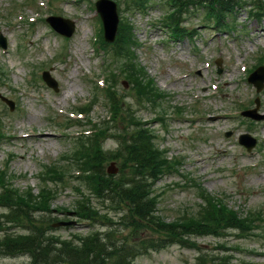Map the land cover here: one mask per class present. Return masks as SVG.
I'll return each mask as SVG.
<instances>
[{"label": "rangeland", "instance_id": "obj_1", "mask_svg": "<svg viewBox=\"0 0 264 264\" xmlns=\"http://www.w3.org/2000/svg\"><path fill=\"white\" fill-rule=\"evenodd\" d=\"M26 1L0 0V33L6 38V48L0 46V69L4 71L0 73V94L14 101V109L10 110L0 97V121L4 133L0 140V164L8 161V170L20 176L14 182L17 187L31 186L37 193L41 164L55 162L75 150V137L87 121L83 119L75 126L59 125L69 116L63 113L64 109L74 110L76 105L93 98V84L89 81L102 76L107 69L103 61H110L112 57L101 53V49L98 51L93 42L99 27L96 0H37V4L34 0L29 4ZM153 3L146 12H134L131 20L140 42L136 50L139 62L154 79V87L165 93L158 105L166 107L167 113L163 116L166 127L156 121L158 113L162 112L154 109L158 106L142 108L138 105L129 90L130 84L124 86L122 75H117L116 90L123 94L124 106L132 104L133 109L139 110L138 117L156 132L158 146L167 148L168 156L182 157L186 163L179 174L167 173L157 182L155 190L161 192L158 215L171 222L188 213H196L201 198L195 187L186 186L190 184V177L198 179L208 192L225 195L230 206L241 212L262 206L264 209V120L252 122L237 111L233 112L241 101L250 106L256 96L261 98L259 111L264 112V88L257 93L245 79L248 69L257 68L258 57L264 54V14L254 18L249 11L241 10L232 21L234 31H231L222 30L220 25L204 24L205 14L194 9L183 17V26L187 29L185 35L170 37L169 30L160 25L165 9L160 0ZM50 12L76 22L71 37L53 31L45 20ZM30 18H36L33 24L29 23ZM59 54L63 56L59 57ZM219 57L223 58L220 73L215 62ZM41 68L49 70L58 80V91L47 86L41 76L34 82L29 81L31 74ZM185 74L187 77L183 78ZM238 79L241 81L236 82ZM71 84L77 86L74 93L69 92ZM212 84L214 87L210 88ZM102 95L94 96L99 97L90 112L94 121L107 119L110 114ZM178 105L184 106V111L175 115ZM225 111L231 117L218 121L221 117L217 114ZM212 123L217 126L213 127ZM111 125L116 127L112 122ZM120 125L123 124L117 126L122 127ZM14 130L34 134L14 139L8 137ZM245 132L257 139L251 155L239 143V136ZM41 133L47 140L41 138ZM223 141L228 143L223 144ZM116 147L117 142L113 139L105 143V148ZM81 169L85 170V167ZM66 178L65 187L61 183L53 184L56 191L52 198L53 215L74 223L56 227V234L69 237L75 232L86 234L92 228L105 232L108 226L104 218H99L92 226L89 220H80L72 214L81 188L86 192L88 189L79 185L80 188L75 190L73 181ZM92 200L102 204L95 197ZM107 204L105 202V206ZM62 207L67 208L66 211ZM123 208L124 205L119 206L121 213L110 212L116 220L115 227H124L120 217L128 212ZM5 210L0 207V213ZM259 223L262 227L251 234L230 230L220 238L204 236L195 241L209 261L213 256L218 263L264 264V221ZM116 235L122 239L131 237V230L123 229ZM142 236H150V233L143 231ZM134 243L139 244V239L135 238ZM199 250L173 244L161 250H149L137 258L136 264L195 262ZM27 261L23 255L0 258V264H25Z\"/></svg>", "mask_w": 264, "mask_h": 264}, {"label": "trees", "instance_id": "obj_2", "mask_svg": "<svg viewBox=\"0 0 264 264\" xmlns=\"http://www.w3.org/2000/svg\"><path fill=\"white\" fill-rule=\"evenodd\" d=\"M150 0H129L135 8L145 7ZM256 14L261 13L263 3L257 0ZM174 7V16L188 11L191 7L205 8L209 16L215 19L217 24L224 22L228 14L246 6L245 0H169ZM173 16V19L175 18ZM128 22H125V26ZM134 34L127 25L122 28L112 49L118 58L125 61L122 71L134 84L139 97H150L155 94L153 85L141 70L137 57L132 51ZM123 61V62H124ZM129 67V68H128ZM109 97L114 101L115 107L120 103L109 91ZM120 122L123 115H119ZM124 121L131 127L132 134L121 145L118 154H106L99 145L101 134L88 137V145H84L85 152L81 163L86 165L85 172L77 176V180L86 183L93 196L100 199L107 211L102 213L88 197L75 204L76 214L82 219L95 220L99 217L106 219L105 225L109 228L105 232L91 230L85 236L74 233L71 238H63L52 232L53 209L50 201L53 190L44 186L40 193L31 195L21 193L12 184H4L5 178H0V183L7 185L0 193V203L9 207L10 213L6 221H0V229L4 234L0 235V257H15L27 255L30 258L28 264H135L136 257L141 254V246L133 245L127 238L120 239L116 234L122 228L115 227L117 223L109 216V211H119V206L125 205L127 214L120 221L127 228L138 232L142 229H150L159 240L184 241L193 235H218L221 229L229 227L245 230L254 221L241 218L236 212L230 210L222 203H214L202 213L178 218L174 222L166 223L161 217L155 215L157 198L151 195V178H156L162 169L155 165V159L159 158L151 144V138L146 131L140 129L135 122L134 113H130ZM83 146V145H82ZM123 149V151H122ZM121 158V175L119 177L108 176L104 170V163L109 158ZM124 168H129L124 172ZM90 170V174L89 171ZM159 169V170H158ZM55 174L53 169H47L44 174ZM45 180V179H44ZM62 179L60 178L59 181ZM51 193V194H50ZM125 208V207H124ZM36 212H39L38 214ZM121 212V211H119ZM23 229V232H11L10 226ZM119 225V224H118ZM253 226V225H251ZM250 226V227H251ZM153 243V240H148ZM179 241V242H180ZM182 243V242H181ZM212 261V262H211ZM206 256H200L196 264H216Z\"/></svg>", "mask_w": 264, "mask_h": 264}, {"label": "water", "instance_id": "obj_3", "mask_svg": "<svg viewBox=\"0 0 264 264\" xmlns=\"http://www.w3.org/2000/svg\"><path fill=\"white\" fill-rule=\"evenodd\" d=\"M97 6L99 11L101 12L102 19L105 27V38L108 41H113L116 36L117 28H118V15H117V6L114 2L110 0H100L97 2ZM59 20L65 22L67 24V28L62 26L59 23ZM52 24L58 29L60 32L71 35L74 30V24L68 20H62L60 18H52ZM46 78L49 83L57 87V83L49 77V74H46ZM251 82H253L257 88L260 90L264 85V66L258 68L249 78ZM254 111L248 112V114L252 115Z\"/></svg>", "mask_w": 264, "mask_h": 264}, {"label": "bare ground", "instance_id": "obj_4", "mask_svg": "<svg viewBox=\"0 0 264 264\" xmlns=\"http://www.w3.org/2000/svg\"><path fill=\"white\" fill-rule=\"evenodd\" d=\"M226 82H227V83H230L229 80H226ZM76 91H77V86H75L74 84H73V85L71 84L69 92H70V93H71V92L74 93V92H76ZM64 96L66 97L67 94H65ZM222 120H224L223 117H221V118L218 119V121H222ZM212 124H213L212 126L215 127L216 124H215V123H212ZM216 126H217V125H216ZM16 128H18V127H16ZM21 137H24V136L21 134V132H17V131L15 130V133L13 134V139H14V138H21ZM41 138L44 139V140H47V137H45V136L43 135V133H41ZM227 143H228V141H223V144H227ZM11 144H13V143H11ZM40 146H41V145H40ZM41 147H42V146H41Z\"/></svg>", "mask_w": 264, "mask_h": 264}]
</instances>
